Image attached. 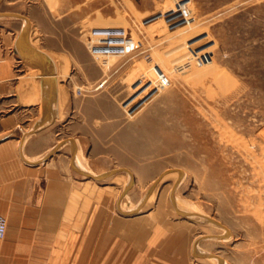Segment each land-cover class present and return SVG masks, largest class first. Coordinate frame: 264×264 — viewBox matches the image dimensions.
Listing matches in <instances>:
<instances>
[{
	"label": "rangeland",
	"instance_id": "1",
	"mask_svg": "<svg viewBox=\"0 0 264 264\" xmlns=\"http://www.w3.org/2000/svg\"><path fill=\"white\" fill-rule=\"evenodd\" d=\"M39 1L47 27L33 29L36 45L41 28L47 31L61 16L66 24L76 11L79 17L64 26L72 40L86 44L92 26L116 24L141 41L134 55L111 58L113 73L103 87L106 65L92 55L88 68L74 74L72 90L69 67L41 78L30 70L26 78L39 89L33 100L40 110V79L63 89L61 105L65 97L93 99L96 129L105 130L102 140L110 146L109 153H98V139L95 165L105 170L94 175L117 170L93 179L110 189L111 209L146 211V200L155 207L164 197L176 217H183L176 203L200 213L192 216L204 221L183 218L195 242L212 238L206 241L213 245L212 263L220 256L223 264H264V0ZM178 1L188 2L189 23L175 8ZM190 47L213 58L181 68ZM165 77L169 83L160 82ZM6 101L0 113L21 107Z\"/></svg>",
	"mask_w": 264,
	"mask_h": 264
},
{
	"label": "crops",
	"instance_id": "2",
	"mask_svg": "<svg viewBox=\"0 0 264 264\" xmlns=\"http://www.w3.org/2000/svg\"><path fill=\"white\" fill-rule=\"evenodd\" d=\"M42 11L39 0H0V101L21 105L0 113V213L8 220L0 264H214L206 242L212 238L196 247L191 223L176 217L164 197L155 207L146 200V211L111 209L110 189L86 174L105 170L95 165L105 130L96 129L93 99L65 97L61 105L63 89L40 79L43 109L33 100L39 89L26 79L30 70L41 78L69 67L72 90L74 74L92 61L87 44L64 33L77 11L66 24L64 16L53 18L36 45L33 29L46 26ZM101 147L98 153H109L104 140Z\"/></svg>",
	"mask_w": 264,
	"mask_h": 264
},
{
	"label": "built area",
	"instance_id": "3",
	"mask_svg": "<svg viewBox=\"0 0 264 264\" xmlns=\"http://www.w3.org/2000/svg\"><path fill=\"white\" fill-rule=\"evenodd\" d=\"M175 8L180 11L181 15L185 18V21L189 23L192 15L188 2L178 1L177 7ZM88 37L89 39L86 44L91 55L100 59L104 65H106L107 76L99 83L98 87H103L109 81L111 77L110 75L113 73L112 66H108L112 57L134 55L141 47V41L136 39L123 25L110 24L92 26L89 30ZM212 58L213 56L209 51L190 47L186 58L179 67L186 68L193 64L203 65L209 62ZM152 82L154 81L152 80ZM160 82L169 83V80L165 77L164 81L161 80ZM156 86L159 88L158 84ZM7 227V217L0 213V239L6 237Z\"/></svg>",
	"mask_w": 264,
	"mask_h": 264
},
{
	"label": "water",
	"instance_id": "4",
	"mask_svg": "<svg viewBox=\"0 0 264 264\" xmlns=\"http://www.w3.org/2000/svg\"><path fill=\"white\" fill-rule=\"evenodd\" d=\"M28 31H29V21L27 20V23H26V25L24 26V28H23V31H22V33H21V37H22V39H27V36H28ZM47 81L48 82H51L52 81V79H47ZM44 83V82H43ZM53 83V82H52ZM117 170L115 169V170H112V171H110V172H108V173H103V174H98V175H94V174H92V173H86V174H88L90 177H92V178H94V179H98V180H100V179H104L105 177H108L109 175H112L113 173H115ZM133 181H134V178H133V176H132V183H133ZM132 183H129L127 186H126V189L127 188H129L130 186H131V184ZM172 200L173 201H175L174 200V196H173V194H172ZM174 206H175V208H176V210L180 213V214H182L183 216H186V217H192L193 218V216H192V212H190V211H185V210H182V209H180L178 206H177V204H174ZM127 214L129 213H132V212H126ZM229 229H227V232H226V234L225 235H229ZM197 244H198V242L196 241V243H195V246L197 247ZM207 255H213L212 253H208ZM218 258H219V264H223V259L220 257V256H218Z\"/></svg>",
	"mask_w": 264,
	"mask_h": 264
},
{
	"label": "bare ground",
	"instance_id": "5",
	"mask_svg": "<svg viewBox=\"0 0 264 264\" xmlns=\"http://www.w3.org/2000/svg\"><path fill=\"white\" fill-rule=\"evenodd\" d=\"M79 163V162H78ZM80 165V164H79ZM81 167H82V164H81ZM176 201V200H175ZM177 205L181 206L179 203H176ZM134 207H132L131 209H133ZM129 211V210H128ZM133 210H130L129 212H132ZM185 211H189L187 209H185ZM191 212V211H190ZM199 214L200 213H197V212H192V215L193 216H196V217H199ZM195 218V217H193ZM200 218H202V216H200ZM195 219H199V218H195ZM199 220H203V219H199ZM213 220V219H212ZM204 221V220H203ZM213 222V221H212ZM202 249V248H201ZM203 252V251H202ZM206 254V253H205ZM211 256V255H210Z\"/></svg>",
	"mask_w": 264,
	"mask_h": 264
}]
</instances>
